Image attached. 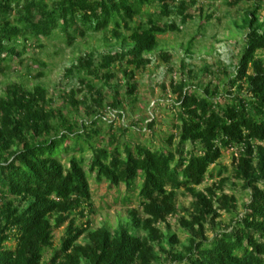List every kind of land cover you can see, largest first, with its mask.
Segmentation results:
<instances>
[{
  "label": "trees",
  "instance_id": "16d2710c",
  "mask_svg": "<svg viewBox=\"0 0 264 264\" xmlns=\"http://www.w3.org/2000/svg\"><path fill=\"white\" fill-rule=\"evenodd\" d=\"M227 3L245 33L235 72L223 67L220 77L207 66L218 79L205 84L183 60L187 76L170 82L175 130L156 146L127 137L136 129L156 133L155 116L126 123L138 100L137 76L153 63L161 35L213 17L204 0H0L5 76L12 62L24 65L25 53L52 39L74 46L102 32L111 46L66 69L78 81L62 94V108L48 87L23 76L0 96V264H264V0ZM159 56L174 57L162 49ZM27 68L35 78L46 75ZM225 150H233L232 169L214 168ZM92 177L126 188L129 217L116 229L93 227ZM228 184L248 191L242 208ZM173 219L185 242L171 231Z\"/></svg>",
  "mask_w": 264,
  "mask_h": 264
},
{
  "label": "rangeland",
  "instance_id": "374dc122",
  "mask_svg": "<svg viewBox=\"0 0 264 264\" xmlns=\"http://www.w3.org/2000/svg\"><path fill=\"white\" fill-rule=\"evenodd\" d=\"M204 2L206 13L212 14L213 17L205 23H202L200 18L196 17L183 25V31L161 35L160 50L170 51L174 55L172 61L168 62L162 59L159 56L160 50H157L152 54L153 63L142 73H138V100L134 104V108L128 110L125 120L128 125H132L133 121H139L142 125V120L150 121L155 116L153 119L156 121V133H152L150 129L143 132L136 129L128 132L127 137L133 134L134 139L137 141L148 142L151 139L156 146H160L164 144V137L175 130L173 126L176 121L174 119L173 100L176 96L171 91L170 82L173 77L179 79L182 75L187 76V69L182 66L183 60L186 61L187 68L193 69L199 79H204L205 84L215 77L206 74L205 68L207 66L211 67L212 71L219 73L220 77L225 76L223 72L219 71L223 67H226L230 74L235 72L245 44L244 30L236 25L241 16L238 14L236 7L228 5L227 0H204ZM262 18H264V10L262 11ZM175 20L181 24L180 18H175ZM194 36L192 50L187 52L186 47ZM110 49L111 46L106 44L102 32H95L84 39L80 38L74 46H68L61 39L49 40L46 42L45 48H33L25 53L24 65L19 64L18 60L12 62V68L9 69L8 76L0 72V96L9 82L23 76L21 79L27 81L30 86L42 83L48 87L51 96H54V106L62 108L64 101L62 94L66 93L78 81L76 76L66 78V69L80 55L90 50L104 53ZM40 62L46 63V66L43 67ZM28 66L31 67L33 74L38 71H45L46 75L35 78L27 73ZM15 67L18 70H14ZM214 79L217 80L218 77ZM124 91L125 89H123ZM80 114L84 115L83 107ZM116 120V124L119 125L120 121L117 117ZM220 165L226 166L229 170L232 169L233 150H225L217 166L213 165V167L216 168ZM215 173L217 175L216 170ZM211 183L212 180L206 181L200 188ZM90 184L95 208V212L92 214L93 227L107 225L116 229L120 222L126 221L129 217L128 205L123 203V197L126 194L125 186L122 185L119 192L117 189H109L106 181L98 182L95 177L90 178ZM226 190L237 195L241 208L242 203L250 199L248 191L240 185L233 187L228 184ZM182 201L188 203V200L179 195L178 202ZM136 204L135 202L134 205ZM221 220L228 223L230 222V216L224 213ZM171 231L177 233L180 240L185 242V234L180 229L176 219L172 220ZM64 234L65 226L54 231L55 247L61 245ZM178 247L182 248V245Z\"/></svg>",
  "mask_w": 264,
  "mask_h": 264
}]
</instances>
